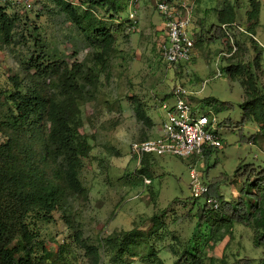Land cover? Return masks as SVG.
I'll return each mask as SVG.
<instances>
[{"label":"rangeland","instance_id":"rangeland-1","mask_svg":"<svg viewBox=\"0 0 264 264\" xmlns=\"http://www.w3.org/2000/svg\"><path fill=\"white\" fill-rule=\"evenodd\" d=\"M31 1L32 8L24 10L0 0L7 14L15 18L10 39L3 41L0 37V100L14 90L11 78L19 75L22 79L30 58L40 54L46 56L45 63L80 62L84 69L92 67L97 75L80 105L79 131L91 146L79 171L86 194L69 198L65 209H55L48 219L33 213L28 216L26 222L37 243L36 258L44 255L42 248L56 252L62 245L59 264H89L83 248L74 240L73 224L84 241L99 249V264H156L155 257L164 264H174L189 239L200 246L205 234L206 263L208 258H224L229 264H259L263 249L254 244V230L246 223L233 222L228 229L220 225L212 233H208V223L195 229L197 211L205 201L194 199L189 190L191 160L165 155L149 156L147 163H138L131 156L130 145L155 135L163 115L161 104H172V89L183 86L199 113L215 116L222 142L206 162L196 158L195 168L206 183L221 180L218 192L226 200H239L243 182L236 170L248 164H254L255 169L264 166V138L253 120L237 126L242 118L240 104L246 98L241 84L244 75L234 81L223 67L241 62L245 78L251 77L256 89L264 94V0H258V24L252 33L255 40L236 30L233 36L238 50L231 57L221 56L227 45L223 38L210 43L207 30L218 23L216 11L226 1L235 7V23L247 30L250 1L179 0L194 2L192 32L195 41L201 40L195 44L191 60L178 68L167 66L158 52L163 37L158 29L163 25L162 18L155 8L158 0H140L137 8L129 5V0H112L116 11L89 8L92 18L82 19L87 34L54 0ZM66 1L76 5L81 15L87 6L82 0ZM132 11L137 20L133 28L128 20ZM117 24L112 51L103 61L95 60L94 55L101 50L90 44L87 35L92 36L93 28L113 29ZM218 71L220 74L214 77ZM211 98L227 106L215 113L206 103ZM136 99L143 102L152 127L137 120ZM253 134H258L256 142H248ZM4 141L0 133V144ZM248 197L243 196L245 200ZM153 223L159 224L155 233L144 235L130 251L116 256L121 232L137 228L147 234L153 230Z\"/></svg>","mask_w":264,"mask_h":264},{"label":"trees","instance_id":"trees-1","mask_svg":"<svg viewBox=\"0 0 264 264\" xmlns=\"http://www.w3.org/2000/svg\"><path fill=\"white\" fill-rule=\"evenodd\" d=\"M54 1L85 34L87 27L83 26L82 19L92 18L89 8H111L116 11L112 0H82L87 5L82 15L72 2ZM249 1L251 9L247 12L246 31L252 34L258 24L260 2ZM216 16L218 23L207 30L210 43L221 38L224 40L225 32L221 24L235 22L234 5L224 2L216 11ZM14 25L15 18L9 16L5 6L0 3V37L3 41L10 39ZM118 29V24L113 29L96 27L92 29V36L87 35L90 44L101 50L94 55L95 60L103 61L112 51ZM200 40H194L195 44L198 45ZM225 50H229L228 45ZM259 55L260 52L255 59L258 60ZM45 58L44 54L31 57L23 78L13 76L14 90L0 100V133L5 137L0 144V264H59L62 245L56 252L42 248L44 255L36 258L35 235L26 219L32 213L48 219L55 209L64 210L69 198L86 194L79 171L91 146L79 131L82 125L80 105L90 94L87 87L95 85L97 75L92 67L84 69L85 65L80 62L68 64L64 60H54L45 63ZM223 69L234 81L239 79L238 75H244L241 84L245 87L246 98L240 104L242 118L237 126L242 127L253 120L259 125V135L264 138V94L256 89L251 77L245 78V66L241 62H231ZM206 103L213 107L215 113L227 106L226 102L214 98ZM134 112L138 121L152 127L151 118L139 99L134 102ZM257 137L258 134H253L247 141L255 143ZM211 152H204V162ZM141 162L147 163L148 156ZM236 176L243 182L240 190L242 196L237 201L226 200L218 192L221 180L206 183L208 194L218 199L219 206L214 210L204 203L197 211L195 229L208 223V233H212L220 225L228 229L233 222L246 223L254 230V244L262 247L264 253V166L259 169H255L254 164L240 166ZM244 195L250 197L245 200ZM71 226L74 240L83 248L88 263L99 264V249L84 241L74 225ZM152 229L147 234L137 228L121 232V237L116 240L119 246L116 256L121 257L125 251H130V247L137 245L144 235L151 236L159 229V224L153 223ZM202 236L203 244L200 246L189 239L174 264H229L224 258H208L206 263L203 252L206 234ZM155 259L156 264H164L159 257ZM259 264H264V256Z\"/></svg>","mask_w":264,"mask_h":264},{"label":"built area","instance_id":"built-area-1","mask_svg":"<svg viewBox=\"0 0 264 264\" xmlns=\"http://www.w3.org/2000/svg\"><path fill=\"white\" fill-rule=\"evenodd\" d=\"M7 5H19L24 10L32 8L31 0H3ZM140 0H129V5L137 8ZM194 2L179 0H158L155 8L163 23L164 36L160 40L158 52L161 59L171 68H178L189 62L194 54L193 12ZM132 28L137 23L135 12L128 15ZM225 32L224 42L229 50L221 52V56L231 57L238 46L233 33L244 32L255 40L253 34L247 32L235 22L221 24ZM217 74L214 75L218 76ZM174 98L172 104L162 103L163 111L159 125V133L143 140L134 141L130 145L131 156L138 163L146 156L170 155L191 160L189 166V190L194 199L203 198L212 209L217 210L218 199L208 194V186L195 168L196 158H204L206 150L222 147L218 122L211 113H199L193 107L190 96L181 85L171 91ZM146 182L148 180H145Z\"/></svg>","mask_w":264,"mask_h":264},{"label":"crops","instance_id":"crops-1","mask_svg":"<svg viewBox=\"0 0 264 264\" xmlns=\"http://www.w3.org/2000/svg\"><path fill=\"white\" fill-rule=\"evenodd\" d=\"M162 28H163V25L161 24V27H159L158 29H159L160 31H162V36H164V32H163ZM159 128H160L159 125L156 126L155 131H154V134H155V135L159 133ZM148 157H149V156H148Z\"/></svg>","mask_w":264,"mask_h":264}]
</instances>
